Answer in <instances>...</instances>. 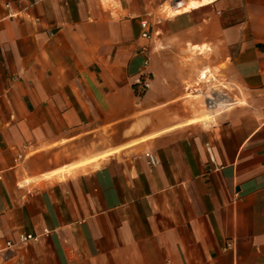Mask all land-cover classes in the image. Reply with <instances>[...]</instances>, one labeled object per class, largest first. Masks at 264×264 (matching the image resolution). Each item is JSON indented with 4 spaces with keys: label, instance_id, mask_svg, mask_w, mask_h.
Here are the masks:
<instances>
[{
    "label": "crops",
    "instance_id": "0c3cea01",
    "mask_svg": "<svg viewBox=\"0 0 264 264\" xmlns=\"http://www.w3.org/2000/svg\"><path fill=\"white\" fill-rule=\"evenodd\" d=\"M7 240L6 264H264V0H0Z\"/></svg>",
    "mask_w": 264,
    "mask_h": 264
},
{
    "label": "built area",
    "instance_id": "2783aa9c",
    "mask_svg": "<svg viewBox=\"0 0 264 264\" xmlns=\"http://www.w3.org/2000/svg\"><path fill=\"white\" fill-rule=\"evenodd\" d=\"M141 26H142V30H143V32H142L143 37L150 38L151 33L149 31V18L142 19ZM144 85H145V87H148L149 82L145 81ZM210 102L213 103L212 98L210 99ZM146 155L149 158V162L151 165H156L160 160L157 154L147 153ZM29 240L36 241V240H38V236L36 234H32V233H21L20 234V236H19V242L20 243H25ZM15 245H16V243L14 241L7 240L5 245L0 247V264H6V262L8 261L7 252L9 250H11L12 248H14Z\"/></svg>",
    "mask_w": 264,
    "mask_h": 264
},
{
    "label": "bare ground",
    "instance_id": "6f19581e",
    "mask_svg": "<svg viewBox=\"0 0 264 264\" xmlns=\"http://www.w3.org/2000/svg\"><path fill=\"white\" fill-rule=\"evenodd\" d=\"M227 101H222V100H218L217 102H216V105L219 107V108H223V107H225V106H227Z\"/></svg>",
    "mask_w": 264,
    "mask_h": 264
},
{
    "label": "rangeland",
    "instance_id": "374dc122",
    "mask_svg": "<svg viewBox=\"0 0 264 264\" xmlns=\"http://www.w3.org/2000/svg\"><path fill=\"white\" fill-rule=\"evenodd\" d=\"M228 102H229V100H228ZM218 112V111H217ZM217 112H215V113H217Z\"/></svg>",
    "mask_w": 264,
    "mask_h": 264
}]
</instances>
